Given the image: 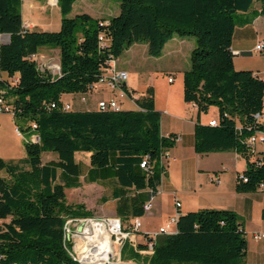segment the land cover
<instances>
[{
	"label": "trees",
	"instance_id": "trees-1",
	"mask_svg": "<svg viewBox=\"0 0 264 264\" xmlns=\"http://www.w3.org/2000/svg\"><path fill=\"white\" fill-rule=\"evenodd\" d=\"M76 1L58 0L61 27L50 31L24 26L23 0H0V34L11 36L0 45V72L7 76H0V95L12 105L22 135L40 137L25 141L21 161L0 157V264H81L66 226L69 220L92 218L93 212L69 203L66 189L80 187L82 175L87 183L114 182L111 197L125 224L145 214L143 205L157 194L166 169L162 153L176 142L175 134H161L154 87L135 98L136 109H62L64 94L87 92L108 61L134 43H146L148 53L159 56L173 36L195 38L184 99L197 105L199 115L212 106L219 110L217 125L197 121L195 150L241 154L247 166L237 176L238 192L264 184V149L256 156L248 144L254 132L264 130L256 119L264 110V79L237 70L231 48L239 23L264 16V0H119L120 12L107 22L86 12L70 16ZM240 12L251 15L243 18ZM44 47L59 49V74L41 69L34 58ZM48 151L57 158L44 162ZM77 152L90 153L85 174ZM176 227V233L152 239L149 256L140 252L146 243L134 247L126 241L122 257L143 258L146 264H247L244 220L235 211L180 214Z\"/></svg>",
	"mask_w": 264,
	"mask_h": 264
},
{
	"label": "crops",
	"instance_id": "crops-1",
	"mask_svg": "<svg viewBox=\"0 0 264 264\" xmlns=\"http://www.w3.org/2000/svg\"><path fill=\"white\" fill-rule=\"evenodd\" d=\"M29 2L34 6V1L29 0ZM56 2L58 3V1ZM254 8L259 9L260 2H255ZM240 15L245 18L250 16L251 13L240 12ZM60 27L61 17L58 13L55 23L51 24V27L46 30L57 31ZM263 39V15L255 17L252 22L239 23L236 26L231 48L234 53V66L237 70H251L254 74L264 79V53L256 49V45ZM139 44L140 42L134 43L126 49L132 52L130 61L136 58L137 53L140 54ZM195 45L196 40L194 38L176 35L165 44L159 57L167 56L180 59L183 57L184 64L179 66L173 65L171 69L181 70L184 79V72L190 67V53ZM44 49L48 48H42L41 50ZM57 52L60 62L59 49ZM143 52H148V45L146 43L144 44ZM117 66L129 72V80L126 86L132 91L135 90L133 92L135 97H139L149 86L154 87L155 107L160 112L161 134L165 137L171 134H179L181 136L174 146L170 148L174 160L170 161L166 166L157 194L152 198L153 209L150 216L160 219L159 228H161L176 213L180 215L206 208L235 211L244 220V230L247 238L246 263L264 264V237L262 236L264 234V191L259 188V190L251 192H238L235 187L238 174L246 169V159L236 151L198 153L195 150V125L197 121L199 120L201 123L207 124L212 119H218V107L212 106L215 107V110H210L212 108L210 107L207 113L199 115L195 103L185 101L184 96L182 102L177 101V93L174 92V86L172 85L174 80H168V83L162 84L156 81L155 78H151L144 85L146 89L139 91L138 80L130 77L131 72L137 71H131L130 68L118 63ZM169 72L173 73V71ZM1 74L0 72V76ZM162 92L165 95L164 103L159 101V96ZM112 93L110 89L103 87L92 96L95 97L97 95L98 100H100L110 97ZM79 100L81 105L76 108L75 102L66 101L63 98V101L71 102L73 110H96L98 100L93 103L90 100H88L89 102H82L80 98ZM131 101L135 104V107L132 109H136L137 104L135 100ZM123 104V101H121V109H130L123 108ZM20 136L23 135L20 134ZM56 158L52 157L43 161L47 162ZM1 174L4 173L1 172ZM177 202H181V206H177ZM141 217L143 216H139L140 219ZM141 223L140 230L136 233L141 231L140 233L142 234L135 235L140 236V243H146L145 233L154 235L159 228L154 232L148 228H144L142 220ZM140 252H143V250ZM132 260L135 264H145L143 258L136 261Z\"/></svg>",
	"mask_w": 264,
	"mask_h": 264
},
{
	"label": "rangeland",
	"instance_id": "rangeland-1",
	"mask_svg": "<svg viewBox=\"0 0 264 264\" xmlns=\"http://www.w3.org/2000/svg\"><path fill=\"white\" fill-rule=\"evenodd\" d=\"M32 1H34L35 3L34 6L30 4L29 0H23V19L24 24L28 26V28L46 30L51 27V24L55 23V20L58 18V13L61 17V13L56 0ZM83 12L89 13L94 17L107 21L110 17L117 15L120 12V2L119 0H77L73 5V10L71 11L70 16H75L76 14ZM6 35L0 36V44L7 42L8 36L6 37ZM144 44V42H140V44L138 45V48H140V54L137 53L134 60L130 61V59L132 58V52L130 50H125L119 58H115V60H117L116 63L130 68L131 71H137L134 73L131 72L130 77L132 79L138 80L137 85L139 87V91H143L144 89H146L144 88V85L151 78H155L156 81L165 84L166 82L168 83L169 77H171L174 80V83L172 84L174 86V92L177 93L176 99L177 101L182 102V98L184 96V89L182 84L183 72L181 70L171 69V67L173 68V65L179 66L184 64L183 57L181 59L170 58L167 56L159 57L162 53L159 56H152L148 52H143ZM57 50L48 48L40 50V52L36 54L35 58L37 59L41 69H48L53 74L60 73V62ZM157 57L158 59H156ZM169 71H173V73ZM1 76L3 78H7L5 74H1ZM10 80L15 82L16 77L10 78ZM63 98L66 101L69 100L71 102H75L76 108L81 105L79 95L76 93L65 94ZM164 99L165 95H163L162 92L160 93L159 101L164 103ZM88 100H90L91 103L96 102L98 100V96H88ZM122 101L124 103L123 108L132 109L135 107L134 102L129 99H123ZM210 110H215V107H212ZM16 128H18V126L15 123L13 114L10 112H0V157L7 161H21L26 156L24 145L25 141L27 139H37V135H30L27 132H23V136H20L17 133ZM256 146L258 150L264 149V144L257 143ZM42 157L45 161L52 157L56 158L57 155L54 152L48 151L44 152ZM76 159L82 162L83 170L84 172H86L90 165V153L78 152L76 155ZM3 173L5 174L4 171ZM81 179L83 180V184L80 187L66 189L68 202L73 204H84L87 209H90L93 212V217L87 219L105 222L108 229L112 228L111 225L108 224L109 219L119 218L116 213V200L112 199L111 197L114 182L105 181L100 183H87L84 181V176H82ZM105 198H107V200ZM145 214L143 215V217H141V220L144 223L143 227L155 232L159 228L160 219L150 216L151 212ZM80 224L81 222L79 221L69 223V229H67V238L71 239L74 243L73 254L77 259L80 258L79 254L81 255L82 253L93 251V248L87 246L86 244H84V241L82 239L76 237L79 236L77 232ZM126 224L127 228L131 230L132 225L130 220H126ZM175 227L176 225L172 224L170 231H173ZM140 232H134L130 235V237L122 240H118L116 234L112 232V253L110 254L109 261L105 262L103 260L101 263L89 264H135L132 259L128 257L123 258L122 251L126 241L131 242L134 247H136L137 244L140 243V236L135 235L142 234ZM141 254L143 256L150 255L149 253H146L144 251L141 252Z\"/></svg>",
	"mask_w": 264,
	"mask_h": 264
},
{
	"label": "built area",
	"instance_id": "built-area-1",
	"mask_svg": "<svg viewBox=\"0 0 264 264\" xmlns=\"http://www.w3.org/2000/svg\"><path fill=\"white\" fill-rule=\"evenodd\" d=\"M25 27L28 28V26L24 25ZM100 41L102 44L106 43L105 37L103 34L100 35ZM256 49L262 53H264V39L259 41V43L256 45ZM36 55H34L35 58ZM129 80V72L127 70H123L118 68L117 63L115 58H111L107 66L104 68L101 76L99 77L98 80L93 82L89 86V90L84 93H78L79 98L82 100V102H87L88 101V96H92L94 93L100 91L103 87H106L110 89L113 93L110 97L106 99H100L97 102V108L96 110L103 111V110H120L121 109V101L123 99H130V100H135V95L134 93L130 94L128 90L125 88L127 82ZM169 81H173L172 78H169ZM56 105L52 103V107H55ZM62 109L65 111H70L73 110L71 102H63ZM0 112H10L13 114V108L12 105L7 103L2 96L0 95ZM257 123L259 124H264V110L262 113H258L256 115ZM209 124L212 126H215L218 124V119H212L209 121ZM33 128H36V124H32ZM17 133L20 135L22 134L21 131L16 128ZM181 136L179 134H175V141L179 140ZM35 141H38V136ZM261 143L264 144V130L263 129H258L256 132H254L249 138H248V144L251 147V151L256 155L260 156V152L262 150H258L256 144ZM174 160V156L172 155L170 149L165 150L162 153L161 156V161L162 164L166 167L170 161ZM147 160H144L142 163V166H146ZM241 177L245 178L243 174H241ZM246 180V178H245ZM218 181V180H217ZM260 189L264 191V184H261ZM177 206H181V202H177ZM144 212L145 213H150L153 209V202L152 199L148 200L147 202L144 203L143 205ZM179 214L176 213L174 216L171 217L170 222L161 227L156 234L151 235L150 234V240H146V244L148 245V248L146 250H143L146 253L152 254L153 253V238L156 235L159 234H173L177 232V228L175 227L173 231H170L171 225L177 223ZM92 220V219H76V220H69L67 222L66 230L68 228L69 223L73 222H81L80 226H82V230L78 231V233H82L85 228L87 221ZM108 224L111 225V227L114 228V232L117 236L118 240L126 239L130 237V235L134 232H137L142 223L141 219L139 217H136L132 220V229L129 230L127 228V225L124 223V221L119 217V218H114V219H109ZM173 232V233H172ZM264 237V234L262 235ZM74 258L76 259L75 255L73 254Z\"/></svg>",
	"mask_w": 264,
	"mask_h": 264
},
{
	"label": "bare ground",
	"instance_id": "bare-ground-1",
	"mask_svg": "<svg viewBox=\"0 0 264 264\" xmlns=\"http://www.w3.org/2000/svg\"><path fill=\"white\" fill-rule=\"evenodd\" d=\"M112 232H114V228L108 229L105 222L87 221L85 230L82 233H78L79 236L76 237L82 239L84 244L93 248V251L79 254L80 259L82 257L85 264L101 263L103 260L105 262L109 261L112 253Z\"/></svg>",
	"mask_w": 264,
	"mask_h": 264
},
{
	"label": "water",
	"instance_id": "water-1",
	"mask_svg": "<svg viewBox=\"0 0 264 264\" xmlns=\"http://www.w3.org/2000/svg\"><path fill=\"white\" fill-rule=\"evenodd\" d=\"M57 1H58V0H57ZM7 35H8V38H9V39H8V42H9L11 36H10V34H7ZM6 43H7V42H6ZM39 139H40V137H38V140H39ZM81 230H82V226H79V227H78V231H81ZM69 238H70V235H69ZM76 259H77V258H76ZM77 260H78L79 262H81L82 264H85V263L82 261V259L79 258V259H77Z\"/></svg>",
	"mask_w": 264,
	"mask_h": 264
}]
</instances>
